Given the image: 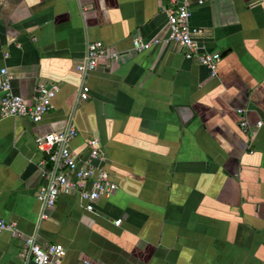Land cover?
<instances>
[{
  "label": "crops",
  "instance_id": "obj_1",
  "mask_svg": "<svg viewBox=\"0 0 264 264\" xmlns=\"http://www.w3.org/2000/svg\"><path fill=\"white\" fill-rule=\"evenodd\" d=\"M182 5L199 46L224 54L216 76L173 43L133 50L166 39ZM95 41L120 59L100 62L76 106L75 67ZM2 69L28 104L40 86L58 91L38 123L0 119V220L18 232H0V264H23L27 236L63 246L61 264H264V0H2ZM238 109L250 129L262 122L252 140ZM70 116L72 153L96 137L117 190L93 213L61 194L41 219L35 138Z\"/></svg>",
  "mask_w": 264,
  "mask_h": 264
},
{
  "label": "built area",
  "instance_id": "obj_2",
  "mask_svg": "<svg viewBox=\"0 0 264 264\" xmlns=\"http://www.w3.org/2000/svg\"><path fill=\"white\" fill-rule=\"evenodd\" d=\"M2 0H0V3ZM190 12L185 5L167 12L166 39L152 38L148 41L135 39L133 50L143 52L163 43H173L182 49L185 59L195 60L205 66L216 76L217 67L221 60L219 53L208 52L197 42L200 32L189 24ZM120 54L106 46L101 41L87 44L82 60L76 65L79 83L75 105L85 102L89 98L88 78L102 60L116 62ZM58 89L56 86H40L32 104L11 92L9 77L5 69L0 71V119L6 117H27L38 123L42 117L53 108L52 100ZM239 127L252 140L256 130L261 128L262 122L255 125V129L248 127L245 118V109H238ZM77 130L70 116L66 129L60 133H49L35 138L37 150L44 158L39 163L41 176L45 183L36 192V199L41 207L40 218L45 219L47 212L53 208L59 195H74L79 207L88 213L95 211V203L101 198L110 197L117 185L105 170L106 155L96 137L86 140V157L72 153L70 142L77 136ZM120 222L116 221L118 225ZM7 231L12 236H18L15 223L0 220V232ZM65 249L61 245L42 247L37 243L35 236L23 239L20 258L23 264H61ZM83 264H89L87 262Z\"/></svg>",
  "mask_w": 264,
  "mask_h": 264
},
{
  "label": "water",
  "instance_id": "obj_3",
  "mask_svg": "<svg viewBox=\"0 0 264 264\" xmlns=\"http://www.w3.org/2000/svg\"><path fill=\"white\" fill-rule=\"evenodd\" d=\"M224 54L220 55V58L223 57Z\"/></svg>",
  "mask_w": 264,
  "mask_h": 264
}]
</instances>
